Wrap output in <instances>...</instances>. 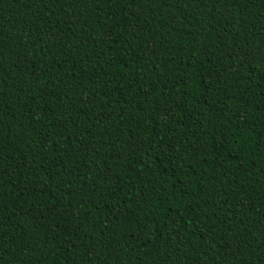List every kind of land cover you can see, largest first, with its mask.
<instances>
[{
	"label": "trees",
	"instance_id": "trees-1",
	"mask_svg": "<svg viewBox=\"0 0 264 264\" xmlns=\"http://www.w3.org/2000/svg\"><path fill=\"white\" fill-rule=\"evenodd\" d=\"M0 264H264V0H0Z\"/></svg>",
	"mask_w": 264,
	"mask_h": 264
}]
</instances>
